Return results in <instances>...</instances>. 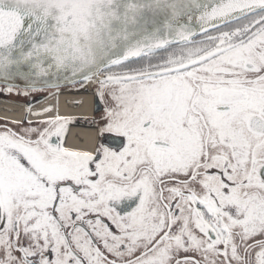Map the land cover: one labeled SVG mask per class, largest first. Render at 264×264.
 I'll return each mask as SVG.
<instances>
[{
	"label": "snow or ice",
	"instance_id": "snow-or-ice-1",
	"mask_svg": "<svg viewBox=\"0 0 264 264\" xmlns=\"http://www.w3.org/2000/svg\"><path fill=\"white\" fill-rule=\"evenodd\" d=\"M0 85L98 113L0 125V264H264V0H0Z\"/></svg>",
	"mask_w": 264,
	"mask_h": 264
},
{
	"label": "bare ground",
	"instance_id": "bare-ground-1",
	"mask_svg": "<svg viewBox=\"0 0 264 264\" xmlns=\"http://www.w3.org/2000/svg\"><path fill=\"white\" fill-rule=\"evenodd\" d=\"M17 105L0 102V119L10 122L22 121L23 115L26 111L23 106L19 104ZM49 106L53 108L54 112H59V114L65 116H71L76 120L80 118L89 119L92 118L93 116L92 95L90 93L63 92L59 96L53 95L39 102L38 104L30 108L29 111H41L45 107H49ZM28 119L34 120L36 118L29 115ZM89 135L90 136L92 135L91 136L92 139L90 140V143L93 144L96 136L95 131L91 130L89 132ZM81 136H82V132L80 130L74 131V135H73L74 139H79ZM65 146L77 150H84L83 148H74L71 145H69L68 142L65 143Z\"/></svg>",
	"mask_w": 264,
	"mask_h": 264
},
{
	"label": "flooded vegetation",
	"instance_id": "flooded-vegetation-1",
	"mask_svg": "<svg viewBox=\"0 0 264 264\" xmlns=\"http://www.w3.org/2000/svg\"><path fill=\"white\" fill-rule=\"evenodd\" d=\"M64 92H74V91L65 90ZM83 93H90L91 94L90 91H86V92H83ZM36 96H43L44 98L35 100L34 98ZM48 97H50V96H48L47 94H44V93H33L32 95L27 96V97H25V96H17L15 94L5 95L3 93H0V99L1 100H7V101L16 102L18 104L23 105L24 107H25L26 103L31 102L30 103V107H31L32 105L38 104V102H40L43 99L45 100V98L47 99ZM0 102H2V101H0ZM3 103H7V102H3ZM7 104H12V103H7ZM14 105H17V104H14ZM24 109H28V108H24ZM92 112H93L92 118H89V119H82V118L77 119V123H75L72 126H70V128L68 130V133H67L66 142H68V144L71 145L72 147H74V148H83L84 150H89L90 147H92V145H91L92 143H90V140L92 139V137H91L92 135L90 136L89 132L91 130L95 131V128L92 126L91 121L94 119L95 116L98 115V113L96 112V103H95V100H94L93 96H92ZM28 117H29V115L27 116V119H28ZM7 122H10V121H6V120L0 119V125H2L4 123H7ZM75 130H80L82 132V136L79 139H74V137H73ZM95 134H96V131H95Z\"/></svg>",
	"mask_w": 264,
	"mask_h": 264
},
{
	"label": "water",
	"instance_id": "water-1",
	"mask_svg": "<svg viewBox=\"0 0 264 264\" xmlns=\"http://www.w3.org/2000/svg\"><path fill=\"white\" fill-rule=\"evenodd\" d=\"M0 87H3V85H0ZM46 99V98H45ZM44 100V99H43ZM43 100H41V101H43ZM0 101H2V102H7V103H12V104H18V103H16V102H12V101H7V100H1L0 99ZM40 101V102H41ZM39 103V102H38ZM19 105H21V104H19ZM34 105H36V104H34ZM34 105H32L31 107H33ZM21 106H23V105H21ZM24 107V106H23ZM30 107V108H31ZM25 108V107H24ZM30 108H28V109H25L26 111H29L30 110ZM25 118V114L23 115V118H22V120Z\"/></svg>",
	"mask_w": 264,
	"mask_h": 264
}]
</instances>
